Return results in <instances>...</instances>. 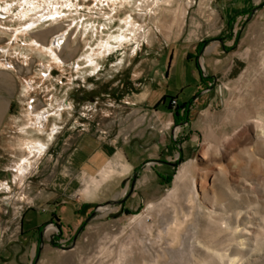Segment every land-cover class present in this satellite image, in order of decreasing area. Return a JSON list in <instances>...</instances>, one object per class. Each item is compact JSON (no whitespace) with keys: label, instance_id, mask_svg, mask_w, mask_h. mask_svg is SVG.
Wrapping results in <instances>:
<instances>
[{"label":"rangeland","instance_id":"obj_1","mask_svg":"<svg viewBox=\"0 0 264 264\" xmlns=\"http://www.w3.org/2000/svg\"><path fill=\"white\" fill-rule=\"evenodd\" d=\"M24 1L50 0H0V9L12 4L10 13L0 10V172L3 148L25 136L31 108L48 112V123L110 124L111 134L104 125L97 134L122 161L104 169L112 173L97 190L104 170L84 181L79 190L89 195L33 233L21 231L24 211L5 207L0 195V264H264V0L225 21L218 0L151 4L144 16L137 0H57L59 22L42 21L16 39ZM129 16L149 31L139 42L121 28ZM49 31L45 44L56 43L59 64L29 47ZM122 32L128 41L118 46ZM208 45L235 50V75L209 67L211 76L194 63L202 82L192 94L173 93L178 78L164 81L168 52L193 48L197 57ZM150 151L151 160L135 156ZM124 156L135 162L126 173Z\"/></svg>","mask_w":264,"mask_h":264},{"label":"crops","instance_id":"obj_2","mask_svg":"<svg viewBox=\"0 0 264 264\" xmlns=\"http://www.w3.org/2000/svg\"><path fill=\"white\" fill-rule=\"evenodd\" d=\"M259 3L261 0H218L220 19L225 21L242 18L253 13L254 7ZM234 51L225 53L221 45H208L197 57H190L189 53H193V48L190 51L181 49L169 51L164 81L177 77L179 86L173 90V93L183 90V95L192 94L202 82V74L194 63H201L205 72L208 74L211 72L209 74L211 76L214 73L209 67H214L219 74L227 71L229 75H235L242 61ZM224 63H232V65L227 70L223 67ZM36 111L41 112L42 110ZM103 125L104 129L111 134L110 124L100 123L99 128L93 130L86 124H69L67 122L63 124V122H59V119L49 121V123L47 121L44 133L35 134L32 133L33 130L27 129L31 131V134L24 133L23 138L38 137L46 143V150L44 149L36 159L33 156H25L18 145L22 137H18L16 142L14 140L13 143L3 148V156L6 159L3 158L2 163L7 162V166L0 172V195L3 197L5 207L24 211L18 220V227L21 231L29 228V233H33L35 229L43 225L54 223V216L57 213L62 215V212L72 205L68 202L69 200L75 196L89 195L83 193V189L81 192L79 190L84 187V181L99 176L100 172L110 163L122 161L119 154L113 159V156L116 155L113 141L105 142L97 134ZM135 156L139 158L140 162L151 160L153 151ZM124 159L128 167L124 173L128 170L130 172L134 169L135 162L125 156ZM23 160L31 161L32 164L20 181L15 169L17 164ZM146 178L150 177L146 176ZM75 188H77L76 192ZM45 207H49L50 210L40 213L41 209ZM35 214L38 215V218L34 216Z\"/></svg>","mask_w":264,"mask_h":264},{"label":"bare ground","instance_id":"obj_3","mask_svg":"<svg viewBox=\"0 0 264 264\" xmlns=\"http://www.w3.org/2000/svg\"><path fill=\"white\" fill-rule=\"evenodd\" d=\"M173 2H174V0H137L133 7L135 8L136 11L139 12V15L141 16L143 14L145 15V12L147 11L148 7H150L151 4L155 5L157 7H160V6L161 7H171ZM24 5L25 6H23L22 8L25 7V9H22L18 13L17 17L15 16L16 19L18 21H20L19 26L20 25L24 26V27L20 26L19 28H17L16 30L13 31L16 39L18 38L19 35H25L28 32H30V30L34 29V27H37L38 25H40L42 21L50 20V21H53L52 24H56L57 22H59V18H61V16H60L61 8L57 7V5H58L57 0L42 1L41 3L37 2L36 4H34L33 2L24 1ZM11 8H12V4H9V5H6V7L1 8L0 10H2L3 13L5 14V13H10ZM114 9L115 8H113V10ZM2 17L3 16L0 15V18H2ZM108 18H110V17H108ZM174 20H177V17H175ZM123 24H124V26L121 27L122 30L124 28L123 31H127L130 34L129 37L136 36L138 39V42L141 39H144V37L148 36L149 31L148 30L144 31V27L137 25L136 21L134 22V20L131 19V16L126 17L123 20ZM173 24H174V22L171 25H173ZM173 27H175V26H173ZM51 35H52L51 31L42 32V33L37 34L36 40H32L29 47L31 48L32 51L37 50V51H41V52H45V53L47 52L48 54L51 55L50 59L55 63L58 62L57 64H59L60 61H59L58 56L56 54V49L53 48V46L54 47L56 46V43L52 42L53 44L50 47L47 44H45V41H47L48 37ZM113 39L119 44L118 46H121V45H123V43L128 41V38L124 34V32L119 33L118 37H114ZM54 43H55V45H54ZM57 45H58V42H57ZM101 46L104 47V50L107 52H110L113 50V48H111L109 41L102 43ZM27 86H28L27 89H33V86L30 82H28ZM27 89L25 88V90H27ZM57 108H59V109L58 110L55 109V111L60 112L61 110H60L59 105ZM48 117H49V114L45 110L41 111V112H38L32 108L30 110H27V113L25 115V121L22 125L23 128H21V132L26 133L27 135L28 134L30 135L31 131H29L27 129H31V130H33L32 133H35V134L44 133V131H45L44 122H46L48 120ZM45 144L46 143L42 142L40 139H38V137L37 138H32V137L21 138L18 142V145L20 146L22 151L25 153V156L26 157L33 156V157H35V159H36V157L38 158V156H40L43 153V150L45 149ZM208 154H209V152H208ZM27 161L28 160H23L21 163L17 164V166H16L15 170H16L17 176L19 177L20 181H22V177L27 173L28 169L31 167L32 162L31 161L27 162ZM109 172H110L109 170H104L101 173V176H100L101 180L96 181L95 183L92 184L93 185L92 190H97V188L100 186L101 182L105 181L107 178H109L111 176L112 172H110V174H109ZM223 172H224L223 170L219 171L218 175L222 174ZM187 174H188V170L185 167L180 171L177 179L181 180L182 178H185L187 176ZM216 176H217L216 173L212 172V178H214ZM87 191L88 190H85V193H88ZM241 213H242V211L240 210L237 215L241 216ZM249 227L251 228V226H249ZM241 231H244L248 235H251V236H253L255 233L254 230L253 231H251V230L247 231L245 229H241ZM246 240H249V239H246ZM228 264H238V263H236V261H234V260H231Z\"/></svg>","mask_w":264,"mask_h":264},{"label":"water","instance_id":"obj_4","mask_svg":"<svg viewBox=\"0 0 264 264\" xmlns=\"http://www.w3.org/2000/svg\"><path fill=\"white\" fill-rule=\"evenodd\" d=\"M134 184V181L132 182V185ZM131 191H132V188H131Z\"/></svg>","mask_w":264,"mask_h":264},{"label":"flooded vegetation","instance_id":"obj_5","mask_svg":"<svg viewBox=\"0 0 264 264\" xmlns=\"http://www.w3.org/2000/svg\"><path fill=\"white\" fill-rule=\"evenodd\" d=\"M2 16V14H0Z\"/></svg>","mask_w":264,"mask_h":264}]
</instances>
